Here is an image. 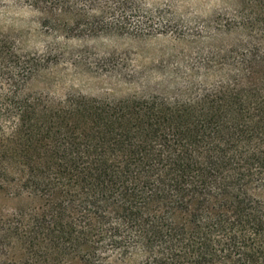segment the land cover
<instances>
[{
  "label": "trees",
  "instance_id": "trees-1",
  "mask_svg": "<svg viewBox=\"0 0 264 264\" xmlns=\"http://www.w3.org/2000/svg\"><path fill=\"white\" fill-rule=\"evenodd\" d=\"M19 1L67 39L198 36L169 1ZM249 3L264 0L203 25L242 36L232 60L192 65L205 78L173 95L50 100L29 89L47 59L0 33V190L18 201L0 214V264H264V34Z\"/></svg>",
  "mask_w": 264,
  "mask_h": 264
},
{
  "label": "rangeland",
  "instance_id": "rangeland-1",
  "mask_svg": "<svg viewBox=\"0 0 264 264\" xmlns=\"http://www.w3.org/2000/svg\"><path fill=\"white\" fill-rule=\"evenodd\" d=\"M150 1L171 2L175 20L182 28H193V34L198 36L182 41L163 36L121 35L67 39L61 32L47 29L42 16L19 0H0V33L14 40L21 52L47 59L45 67L31 80L29 89L50 100L69 95L112 101L155 93L173 95L187 82L199 83L198 80L205 78L204 71L191 73L192 65L209 60V67L212 66L219 60L212 59L213 55L220 50L226 51L222 59L229 62L234 55L232 52L225 55L227 51L241 45L242 36L238 33H226L213 40L202 30L208 22H223L243 14L244 0ZM248 7L261 17V23L253 29L260 38L264 34V5L257 7L249 3ZM242 51L238 49L235 54ZM260 70L254 74L255 81L264 84V65ZM218 76L213 72L209 82ZM17 204L18 201L10 200L0 190V214Z\"/></svg>",
  "mask_w": 264,
  "mask_h": 264
}]
</instances>
